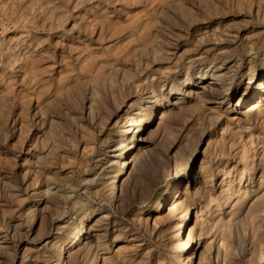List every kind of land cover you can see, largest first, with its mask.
<instances>
[{
  "label": "rangeland",
  "instance_id": "374dc122",
  "mask_svg": "<svg viewBox=\"0 0 264 264\" xmlns=\"http://www.w3.org/2000/svg\"><path fill=\"white\" fill-rule=\"evenodd\" d=\"M263 84L264 0H0V264H264Z\"/></svg>",
  "mask_w": 264,
  "mask_h": 264
},
{
  "label": "bare ground",
  "instance_id": "6f19581e",
  "mask_svg": "<svg viewBox=\"0 0 264 264\" xmlns=\"http://www.w3.org/2000/svg\"><path fill=\"white\" fill-rule=\"evenodd\" d=\"M218 72V71H217ZM215 74L216 73H214V72H205L204 74H203V76L201 77V80L202 81H204V78L206 77V76H214L215 78L214 79H212L213 80V82H211V83H209V84H216V82L218 81V80H220V78H221V76L219 77V76H215ZM202 88H204V87H202ZM261 88H263L264 89V84L261 86ZM260 88V89H261ZM259 92H260V90H255L254 91V93H253V97H257L258 95H259ZM263 92H264V90H263ZM259 99V98H258ZM261 99V98H260ZM220 100V99H219ZM222 100V99H221ZM246 100V99H245ZM249 99H247V101H248ZM262 100V99H261ZM222 103V102H221ZM260 103V102H259ZM263 105V104H262ZM257 106H258V104H257ZM261 106V105H260ZM234 110V109H233ZM130 146V145H129ZM139 146V145H138ZM134 148V146H130L129 148H127V149H130V150H132ZM256 157V156H255ZM254 157V158H255ZM254 163H256V162H254ZM187 173V172H186ZM114 180V179H113ZM112 183V182H111ZM111 185V184H110ZM117 187V186H116ZM113 188H115V185L113 186ZM119 189V188H118ZM188 190V189H187ZM114 193V192H113ZM185 195V194H184ZM177 198V197H176ZM180 198V197H179ZM173 200V199H172ZM230 200H231V198H230ZM172 202V201H171ZM164 203V202H163ZM169 203V202H168ZM177 204V203H176ZM175 204V205H176ZM226 204H228V203H226ZM230 204V203H229ZM164 205V204H163ZM179 207V206H178ZM227 207V206H226ZM225 209V208H224ZM168 210L170 211V212H173L174 210H175V206L173 205V204H171L170 206H168ZM185 217H187V216H185ZM188 220V219H187ZM185 223H186V221H185ZM84 224V223H83ZM85 225V224H84ZM183 234V228H182V226L179 228V232H178V234L177 235H175V238L176 239H178V240H181L180 238H181V235ZM182 241V240H181ZM200 245V244H199ZM187 248V247H186ZM190 248V247H189ZM192 248V249H191ZM190 249V251H192L193 250V253L195 254V252H196V248H193V247H191ZM65 255V254H64ZM63 260V259H62ZM63 262V261H62ZM178 262V261H177ZM61 264V263H60ZM177 264V263H176Z\"/></svg>",
  "mask_w": 264,
  "mask_h": 264
}]
</instances>
